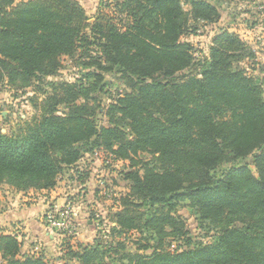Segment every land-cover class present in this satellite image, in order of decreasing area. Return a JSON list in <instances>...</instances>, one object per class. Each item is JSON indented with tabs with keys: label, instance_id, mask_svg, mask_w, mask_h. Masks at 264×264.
Wrapping results in <instances>:
<instances>
[{
	"label": "trees",
	"instance_id": "1",
	"mask_svg": "<svg viewBox=\"0 0 264 264\" xmlns=\"http://www.w3.org/2000/svg\"><path fill=\"white\" fill-rule=\"evenodd\" d=\"M108 1L113 16L98 9L89 21L78 0H0V82L27 87L56 75L62 56L78 54L96 70L115 69L128 88L101 109L93 95L99 73L53 83L32 120L15 132L0 129V184L49 189L84 151L103 150L129 167L121 173L128 186L113 228L148 230L157 240L125 254L126 264H264L263 89L237 65L251 50L222 30L195 75L192 46L181 38L189 16L218 17L214 4L191 0L188 16L180 0ZM249 156L256 174L247 164L217 172ZM181 202L218 229L213 243L176 251L162 246L166 237L186 234L176 213ZM21 246L16 235L0 234V264H52ZM65 246L63 264H99L112 250Z\"/></svg>",
	"mask_w": 264,
	"mask_h": 264
},
{
	"label": "rangeland",
	"instance_id": "2",
	"mask_svg": "<svg viewBox=\"0 0 264 264\" xmlns=\"http://www.w3.org/2000/svg\"><path fill=\"white\" fill-rule=\"evenodd\" d=\"M84 7L89 21H92L97 10L101 9L109 16H113L112 2L106 5L108 0H103L99 6V0H78ZM191 0H180L183 10L189 16ZM214 4L218 9V17L213 21H195L189 16L188 30L182 35V40L187 41L192 46L193 65L189 72L199 75L207 60L209 47L215 34L222 30L237 34L242 41L249 47L252 56L246 57L238 62L246 74L253 77L263 89L264 97V0H206ZM122 17V16H121ZM115 20L118 25L121 21ZM123 24V23H121ZM92 57L96 52H90ZM61 66L56 75L46 76L39 80H33L27 87L10 86L5 81L0 82V129L4 133L15 132L18 125L25 121H30L38 108L35 104L51 91V86L56 82H73L78 79H84L88 72H97L102 76L98 83V88L93 95L99 100L101 109L105 108L112 99L128 90L125 81L121 78L119 72L115 69L111 71L96 70L94 65H85L90 61V57H82L75 54L72 57L62 56ZM93 78L90 79L92 81ZM99 122L104 123L105 117L98 116ZM103 153L98 152L94 155L95 159L106 163L105 166H93V178L99 180V188L102 191L95 204L88 211L91 218L98 214L101 220V228L94 229L93 237L87 236L84 226L76 223L77 233L60 246L71 245L76 247L78 244L101 245L102 249L111 247L110 252H105L100 259L99 264H126L125 254L142 252L139 248L141 243L147 242L156 245L157 240L150 237L148 230L119 232L111 225L114 221L112 216L119 207V198L127 192V181L123 179L121 173L129 170L128 161L123 163L109 162L104 159ZM143 160H148L150 154H141ZM252 157L236 161L234 163H225L219 167L217 172H221L231 166L247 164L256 174L253 166ZM82 165V163H81ZM79 174V173H78ZM77 171L65 172L63 181L66 182L68 190L75 186L76 191L81 187ZM98 175V178L95 176ZM71 189H70V187ZM12 187V186H11ZM73 191V190H72ZM76 193V192H75ZM75 194L69 195L70 198ZM97 198V199H96ZM88 200V199H87ZM86 201V200H85ZM142 209L148 210L147 206ZM176 213L182 217L185 222L186 234L181 238L168 236L163 240L162 246L169 251L182 250L187 247L198 244L213 243L216 240L218 229L208 222L201 220L195 211L181 202L176 209ZM239 225L238 223H236ZM86 233V234H85ZM85 234V235H84ZM187 239L190 240L187 244ZM67 247V246H65Z\"/></svg>",
	"mask_w": 264,
	"mask_h": 264
},
{
	"label": "crops",
	"instance_id": "3",
	"mask_svg": "<svg viewBox=\"0 0 264 264\" xmlns=\"http://www.w3.org/2000/svg\"><path fill=\"white\" fill-rule=\"evenodd\" d=\"M97 151L100 154L102 152L105 155L104 159L108 162L109 160L114 163L125 162L112 159L103 150L84 151L73 169L66 170L67 172L76 170L79 173L80 186H86L80 191H76L75 186L73 189L69 186L71 190L67 189L68 186L66 188L67 181H63L64 173L59 177L55 186L49 189L19 191L7 184H0V234H13L17 231L21 235L18 240L22 242L21 251L23 253H41L50 263L63 264V260L59 259L64 251L60 246L62 239L59 234L44 224L43 214L48 208L59 206L66 200H70L73 203L76 223L87 228V236L93 237L95 225L88 211L98 202L94 196L98 197L102 191L98 185L99 180L93 178L92 168L106 165L95 159L94 155ZM95 176L98 178V175ZM71 194H75L74 197L70 198ZM79 245H88V243L71 247L76 250Z\"/></svg>",
	"mask_w": 264,
	"mask_h": 264
},
{
	"label": "built area",
	"instance_id": "4",
	"mask_svg": "<svg viewBox=\"0 0 264 264\" xmlns=\"http://www.w3.org/2000/svg\"><path fill=\"white\" fill-rule=\"evenodd\" d=\"M95 229L101 228V220L98 214L93 216ZM44 224L60 235L61 239L69 240V237L77 233L73 203L66 200L63 204L48 208L43 214ZM115 226V222L111 223ZM17 239L21 238L19 232L15 231Z\"/></svg>",
	"mask_w": 264,
	"mask_h": 264
}]
</instances>
